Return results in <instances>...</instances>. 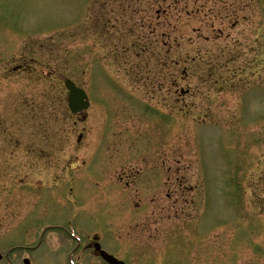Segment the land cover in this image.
Returning a JSON list of instances; mask_svg holds the SVG:
<instances>
[{"label":"rangeland","instance_id":"374dc122","mask_svg":"<svg viewBox=\"0 0 264 264\" xmlns=\"http://www.w3.org/2000/svg\"><path fill=\"white\" fill-rule=\"evenodd\" d=\"M3 111L24 164L0 264H105L92 236L126 264H264V0H0Z\"/></svg>","mask_w":264,"mask_h":264},{"label":"flooded vegetation","instance_id":"af4514ba","mask_svg":"<svg viewBox=\"0 0 264 264\" xmlns=\"http://www.w3.org/2000/svg\"><path fill=\"white\" fill-rule=\"evenodd\" d=\"M21 67H19V71L18 72H23L22 74H26L29 72L28 69H26L24 66H39L35 63H23L20 65ZM21 70V71H20ZM35 70V69H34ZM244 72V71H243ZM246 72V71H245ZM243 79V82L245 85L247 84V80H245V77L241 78ZM44 80V79H43ZM218 85V81L215 82ZM53 87L51 86L49 87V90L47 93H44L42 96V99L45 100L46 102H56L54 96H51L50 93H53ZM46 106H41L42 110H40V107L38 109L39 112H45L44 108ZM5 111L2 112V115L0 114V178H3V180H7L13 184L16 183L17 180L19 179L21 173H22V169H23V164H24V159H23V153H24V149L22 148V144H20L19 142V130H21V128H17V124L20 123V121L22 120V117L19 115V113H16L12 117H8L5 115ZM78 119L81 120H86L87 116L85 115H80L78 117ZM32 120L33 122L37 121V117L32 116ZM33 135V134H32ZM34 136V135H33ZM34 138L36 139V137L34 136ZM32 137V140L34 139ZM81 141L82 138H80V142L78 144V146H81ZM35 143V144H34ZM32 142L31 146L28 147V149L26 150L31 157H29L27 159L28 161H32L31 163L33 164V162H39V150L37 148H35L34 145H37V142L35 140V142ZM52 158L47 159V161H49L50 163H52ZM55 161L58 162L57 159H54ZM53 160V161H54ZM69 164H74V163H78V160L75 158L72 160V158H69L68 160ZM131 172V171H130ZM131 176H133L132 174H129L127 176H121L119 177L120 182L126 178V187H130L132 185V183H130L131 180ZM148 178H150L149 176H147ZM144 183V178H142V181ZM147 182H149V179H146L145 183L147 186H149L147 184ZM133 197L134 193L133 191H131ZM140 193V191L138 192ZM94 245V240H90V244L86 245L84 249L92 252V254L94 253L92 247ZM93 256H95V254H93Z\"/></svg>","mask_w":264,"mask_h":264},{"label":"water","instance_id":"95a60500","mask_svg":"<svg viewBox=\"0 0 264 264\" xmlns=\"http://www.w3.org/2000/svg\"><path fill=\"white\" fill-rule=\"evenodd\" d=\"M65 85H66V88L70 91L69 107L71 111L74 114H78L83 110H87L89 108V104L87 102L88 97L86 93L83 90L78 89L75 86V84L72 83L71 81H66ZM95 247H96V250L100 252V255L102 256V258L109 264H124L116 260L115 258L109 256L107 253L101 251L100 245L97 244ZM0 260H1V256H0ZM26 264H29V262H26Z\"/></svg>","mask_w":264,"mask_h":264}]
</instances>
